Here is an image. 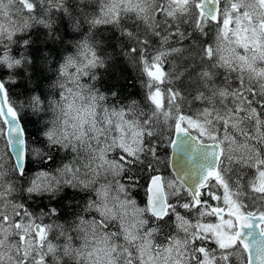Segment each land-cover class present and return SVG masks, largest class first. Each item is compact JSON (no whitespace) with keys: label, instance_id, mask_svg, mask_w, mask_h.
<instances>
[{"label":"snow or ice","instance_id":"1","mask_svg":"<svg viewBox=\"0 0 264 264\" xmlns=\"http://www.w3.org/2000/svg\"><path fill=\"white\" fill-rule=\"evenodd\" d=\"M0 264H264V0H0Z\"/></svg>","mask_w":264,"mask_h":264}]
</instances>
